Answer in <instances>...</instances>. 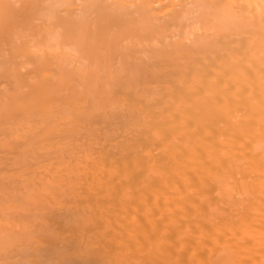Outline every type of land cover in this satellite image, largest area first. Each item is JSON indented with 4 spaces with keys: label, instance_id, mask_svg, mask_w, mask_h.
<instances>
[{
    "label": "bare ground",
    "instance_id": "bare-ground-1",
    "mask_svg": "<svg viewBox=\"0 0 264 264\" xmlns=\"http://www.w3.org/2000/svg\"><path fill=\"white\" fill-rule=\"evenodd\" d=\"M0 86L69 191L18 264H264V0H0Z\"/></svg>",
    "mask_w": 264,
    "mask_h": 264
},
{
    "label": "rangeland",
    "instance_id": "rangeland-1",
    "mask_svg": "<svg viewBox=\"0 0 264 264\" xmlns=\"http://www.w3.org/2000/svg\"><path fill=\"white\" fill-rule=\"evenodd\" d=\"M2 89L3 86H0V96L4 95ZM5 141L7 144L0 146V167L3 168L0 171V264H18L21 250L44 246L45 238L55 239L54 223L63 215L62 207L69 191L65 184L52 183L48 176L45 178L41 173V164L36 165L33 158L28 161V169L21 171L22 163L14 164L23 150L19 146L20 139L7 138ZM17 177L28 183L31 180L33 187L18 184ZM44 182H47L45 187L48 192L38 198V190ZM29 190L34 192L33 197H29ZM76 205L77 202H74L66 209L74 212Z\"/></svg>",
    "mask_w": 264,
    "mask_h": 264
}]
</instances>
